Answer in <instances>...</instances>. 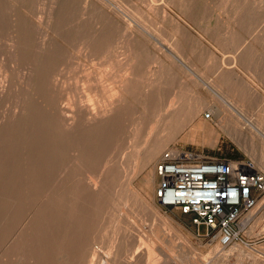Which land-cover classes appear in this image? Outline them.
<instances>
[{
  "label": "bare ground",
  "instance_id": "bare-ground-1",
  "mask_svg": "<svg viewBox=\"0 0 264 264\" xmlns=\"http://www.w3.org/2000/svg\"><path fill=\"white\" fill-rule=\"evenodd\" d=\"M75 1L0 0V264H115L116 257L119 259L125 247L119 254L117 250L122 247L115 250L114 243L120 238L122 243L124 237L130 238L131 242V245L127 242L131 248L126 247L124 256L138 257L141 252V234H128L130 219L128 221L120 213L127 220L124 221L127 226L121 224L122 216L118 219L120 224L116 218L117 221H107L115 228L119 224L124 229L121 233L122 228L118 227L120 231H116L118 229L107 224L110 230L113 229L111 240L106 239L108 245L111 243L109 246H104L102 239L104 245L100 244L102 242L95 239L98 237L95 233H99L105 219H110L107 213L113 214L111 219L114 218L115 212L123 213L122 207L124 209L129 198H135L137 194L133 189H127L131 175L138 166L144 170L160 157L158 154L165 147L166 139L171 137L164 135L170 134V130L166 133L153 127L140 131L143 135L139 137L136 126L142 124L139 120H143V115H128L125 111L135 105L124 91L130 92L133 102L152 104L153 97L149 95L158 91L157 76L161 72L148 66L151 69L147 68L149 72L142 76V64L151 61L143 59V45H137L139 41L126 45L128 42L122 40L123 24L117 22V16L120 17L124 9L119 5L109 6V15L97 17L98 20L91 15L85 16V6L77 13L80 2ZM40 2L42 7H39ZM88 2L84 0L85 4H82ZM35 4H38L37 8H33ZM71 10L76 15L71 14ZM28 11L38 18V22L30 18ZM134 21L131 19L128 23L137 29ZM131 37L134 39L135 36ZM129 38L127 36V40ZM123 42L125 46H122ZM115 43L117 48L121 43L124 50L119 48L128 53L127 62L119 67V72L112 71V78H117H113L116 87L112 84L108 87L103 82V75L91 73L92 68L89 70L81 60L76 65L71 62L73 58L77 59L72 52L74 48L83 55L86 51L92 54L93 50V54H102ZM105 69L104 75L111 73L109 68ZM172 101L173 98L170 103ZM206 112L205 120L197 118L199 122L196 123L197 119L192 118L189 122L191 127L187 134L190 138L215 133L208 126ZM164 117L174 120L177 115L169 113ZM182 120L186 123L185 118ZM172 124H177V120ZM173 129L171 132H175ZM261 130L264 134V129ZM260 203L261 200L250 211ZM128 204L133 206L134 203ZM133 211L130 210L135 214L138 208ZM105 215L109 217L104 218ZM104 225L107 228L106 223ZM168 241L171 242L170 250L163 253L161 262L155 259L156 264H198L194 257L195 260L185 257V247H180L182 252L177 254L180 259L172 258L170 251L177 246L173 240ZM218 245L214 246L212 255H206L203 264H217V259L224 254L220 253ZM232 247L239 248L240 245L233 244ZM245 252L258 258L256 253ZM147 253L150 258L154 251L149 249Z\"/></svg>",
  "mask_w": 264,
  "mask_h": 264
},
{
  "label": "rangeland",
  "instance_id": "rangeland-1",
  "mask_svg": "<svg viewBox=\"0 0 264 264\" xmlns=\"http://www.w3.org/2000/svg\"><path fill=\"white\" fill-rule=\"evenodd\" d=\"M48 1L49 0H46V2ZM75 2H80L78 5L79 9L78 11L76 10L77 13L80 12L81 8L83 10L85 6L87 9L85 16L91 15L93 16L92 18L100 17L101 19L108 16L111 12L109 6L114 7V5H119L118 7L124 9L123 11L125 12H122L120 17L117 16V22L123 24V26H121L123 29V31L121 30L122 40L124 41L125 39V43L128 42L126 45L139 41L140 43L137 42L138 44H136L143 45V49L140 48L143 50L141 53L143 59L148 58L151 61V63H149L150 65L146 63L142 64L140 69L142 76H145L153 67L155 71L162 73L157 76L158 91L155 93L153 92V95H151L152 93L147 94L153 97L152 104L155 105L133 102L130 92L124 91V95H126L127 99L135 105L134 108L125 110L127 114H142V119L145 120L144 122L140 119L139 122L142 124L138 123L136 126V129L139 130V137L143 135L142 133L140 134V131L143 132L150 127L158 128L159 130L162 129V132L165 131L166 133L170 130V134L168 133L167 135L164 133L166 138L169 136L171 137L166 139L167 143H165V147L160 150L158 156L168 148L178 146L208 156L248 159L251 160L258 169L264 171V134L262 132L263 130L257 129V127L264 129V0H89L87 3L88 6L84 5V0H76ZM82 2L84 4H82ZM120 3H122V5ZM90 6L92 8H90ZM37 7L38 4L33 6V8ZM39 7H42L41 2ZM27 13H29L30 18L38 22L36 16L29 11ZM100 13L102 15H100ZM71 14L76 15L72 10ZM131 19L137 21H134L137 29L134 28L133 24L130 25L128 23ZM128 30L133 33H130ZM124 32L130 34L128 35ZM131 35L135 36L134 39H132ZM127 36L128 38L130 36L131 39L129 38V40H127ZM125 43L123 42L122 46H125ZM116 44L117 43L110 49L103 51L102 54L99 53L100 55L96 51V53L93 54L94 50L92 54L91 51H86L87 55L86 53L83 55V52H78V50L74 48L72 52H74L73 54L77 59L73 58L71 62L76 65V62L81 60L89 70L92 68L90 70L91 73L102 74V77H104L102 79L105 80H103V82L105 84L107 83L106 85L108 87L110 84L116 87L117 82L115 80H117V78L115 79L114 76L113 78L115 80L112 78V75H114L112 71L115 73L116 70L120 69L119 67H123V65L126 64L127 61L125 58L128 54L126 51H123L124 48H121V43L119 47L123 50L119 47L117 48ZM117 51L119 52V56H117ZM122 53L124 54L121 57L120 54ZM96 55L98 57H96ZM91 56H93V58ZM94 57L97 59H94ZM106 59L108 61L111 60L113 63L111 64V61L109 63ZM160 59H162L163 62H159ZM114 60H116L117 63ZM72 63H70V65H73ZM152 64L154 66H152ZM107 65V68H109L108 70L112 74L106 72V75H104V69ZM117 72H119V70ZM143 73H145V75ZM199 75L201 78H199ZM226 79L232 84L238 85V87L241 83H245V81L249 82V85H251V93L248 99L250 107L248 109H240V111L248 115L247 120H249L250 123H248L245 118L236 115L234 113L235 110L231 106L224 104L223 86ZM213 89H216L218 93ZM166 98L167 101L165 100ZM172 98L173 101L170 103V99ZM230 102L234 105L240 104L235 99H231ZM169 103L171 105H169ZM199 104L204 105V111L209 110L210 106H215L218 108L220 114H212L210 117L211 119L208 118V126L210 129L212 127L215 133L213 132L212 134L203 136L197 135V137L193 139L188 136L187 132L191 127L189 123L193 118L191 115ZM169 113L176 114L177 117L174 118V120L164 117L165 115H169ZM182 114L184 116H181ZM146 116L150 118V123H148L149 120H146ZM182 117L185 118L187 124L182 120L184 119ZM166 120H168V122H165ZM176 120L177 124H172V121L174 122ZM170 122L171 124H169ZM172 129L175 130V132H171ZM171 133L174 134L172 135ZM159 158L160 157L145 167L144 170L142 166H138V170L136 168V175L135 173L131 175V180L129 181L131 183H128L127 189H133L134 193L139 195L138 198L136 197L137 195L134 199L129 198L131 201L128 199L126 205L129 207L126 208V206H124V209L122 207L123 213H121V211L118 213L115 212L116 215L114 214V218L112 219L111 216L113 217V214L110 215V213H107L110 219H105L106 221L103 219V229H101L102 226L98 229L99 233L110 236L111 230H113H110V228H113L114 225H110L108 222L121 219L124 216L128 221L130 219L126 232L130 235L140 233L143 238V243L140 246L141 252L138 254V257H132L130 254L129 256L123 255V252L127 251L126 247L129 245L128 243L131 245L130 238L124 237L121 243V241L119 242L121 239L120 236L117 242L114 241L116 246L119 243L122 245L123 243L125 244L123 246L119 244L117 248L116 246L114 247L115 250H117L118 247H122L120 251L119 249L117 250L118 253H121L124 247L126 249L122 252L123 256L119 255V259L116 257L115 264H156L158 260L160 261V258L164 257L163 253L170 250L168 245L171 242H169L168 239L173 240L172 243L177 246L174 250L170 251L172 258L175 257L174 259H180L181 257H177L179 256L177 254L178 252H182L180 251V247H185L186 253L184 255L185 257L187 256L188 260L194 257L198 264H203L204 261L207 260L206 255H212L214 253V246L219 244L212 233L203 235L206 232L205 227L201 226L200 230H198L197 226L191 222L190 215L183 214L177 209H166L159 205L155 197V187L158 182L155 162H157ZM136 198L137 201H135ZM259 200H261V203L256 209L247 212L243 217L244 228L243 231L240 232L238 239L226 246L218 245L221 251L220 253L224 254L217 259L219 261H217V264H264V192ZM128 202L134 203L133 206L128 204ZM133 207H135V209H132ZM136 207L138 208V212L136 211ZM139 207L142 208L139 209ZM130 210H135L136 212L133 211L135 214L130 212ZM127 213L130 215L126 216ZM108 215H105L106 217L104 218L109 217ZM124 217L122 222L118 220L119 224L120 222L121 224L123 223V225L125 224L124 226L122 225L123 227L127 226L124 222H127V220ZM98 223H100V221L97 222V225ZM105 223L111 227L109 226L108 228L107 225L106 228L104 225ZM119 224L118 227L120 226ZM118 227L115 228L114 226L115 230L118 229ZM123 227H119V229L122 228V230L120 229L121 231L119 229L116 231L122 233L124 230ZM97 228L98 227H96V231H98ZM155 231L160 232L159 234H154ZM198 232L200 234H198ZM99 233H95L96 235L98 234L97 238L94 234L95 239H97L99 243L100 241L98 238L103 241L105 240V245L102 240L100 244L109 246L111 243L108 245V240L112 235L106 238L104 234V236L100 234V236H103L102 238L99 236ZM233 244H238L240 247L234 248L232 247ZM149 249L154 251L150 258L147 253ZM244 250L256 253L258 258L252 257L253 255L251 256L248 252L244 253ZM157 254L160 256L158 257ZM196 255L197 257L199 256V259L196 258ZM194 258L192 260H195ZM155 259H157V261ZM163 259L164 258L161 260ZM95 263H97V261Z\"/></svg>",
  "mask_w": 264,
  "mask_h": 264
},
{
  "label": "built area",
  "instance_id": "built-area-1",
  "mask_svg": "<svg viewBox=\"0 0 264 264\" xmlns=\"http://www.w3.org/2000/svg\"><path fill=\"white\" fill-rule=\"evenodd\" d=\"M208 118L211 112H206ZM155 197L162 207L190 215L203 235L212 233L222 246L243 231V217L264 192V171L248 159L214 157L173 146L155 165ZM198 234H200L198 232Z\"/></svg>",
  "mask_w": 264,
  "mask_h": 264
},
{
  "label": "crops",
  "instance_id": "crops-1",
  "mask_svg": "<svg viewBox=\"0 0 264 264\" xmlns=\"http://www.w3.org/2000/svg\"><path fill=\"white\" fill-rule=\"evenodd\" d=\"M199 78H201V76L199 75ZM251 85H249V82L245 81V83H241L240 86L238 87V85L232 84L228 79L225 80L224 82V86H223V102L225 105H229L231 106L234 110H235V114L245 118L246 120L248 119V115L244 114L242 111H240L241 108H246L248 109L249 106V94L251 93ZM215 92L218 93V91L216 89H213ZM231 99H235L237 102H239V105H234L232 104L230 101ZM239 107V108H238ZM199 108V109H198ZM210 108H212L213 110H211ZM198 111V112H197ZM207 111H211V113L214 114H220L218 111V108L215 106H210L209 110ZM206 111H204V105L199 104L196 107V110H194V112L192 113L191 117L193 118H198V119H204V114ZM197 119L196 123L199 122V120ZM205 120V119H204ZM248 123H250L249 120H247ZM257 129H260L257 127ZM261 130V129H260Z\"/></svg>",
  "mask_w": 264,
  "mask_h": 264
}]
</instances>
